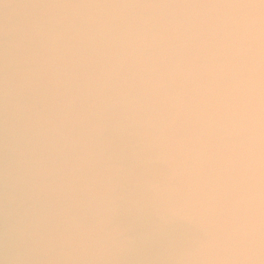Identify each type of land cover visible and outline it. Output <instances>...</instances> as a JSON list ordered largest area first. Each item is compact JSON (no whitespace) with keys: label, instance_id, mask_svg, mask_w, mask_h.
<instances>
[{"label":"clouds","instance_id":"obj_1","mask_svg":"<svg viewBox=\"0 0 264 264\" xmlns=\"http://www.w3.org/2000/svg\"><path fill=\"white\" fill-rule=\"evenodd\" d=\"M0 22V264H264V0Z\"/></svg>","mask_w":264,"mask_h":264},{"label":"water","instance_id":"obj_2","mask_svg":"<svg viewBox=\"0 0 264 264\" xmlns=\"http://www.w3.org/2000/svg\"><path fill=\"white\" fill-rule=\"evenodd\" d=\"M2 27H3L2 22H0V31H2ZM115 223L118 225L124 226V218L122 216H118ZM126 234L133 235L132 232H129ZM131 264H154V262L151 260H147V259H138V260H133Z\"/></svg>","mask_w":264,"mask_h":264}]
</instances>
